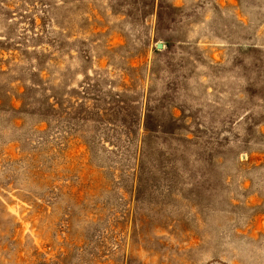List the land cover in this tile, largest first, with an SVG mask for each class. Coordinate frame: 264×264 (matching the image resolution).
<instances>
[{"label":"rangeland","instance_id":"374dc122","mask_svg":"<svg viewBox=\"0 0 264 264\" xmlns=\"http://www.w3.org/2000/svg\"><path fill=\"white\" fill-rule=\"evenodd\" d=\"M0 264H264V0H0Z\"/></svg>","mask_w":264,"mask_h":264},{"label":"water","instance_id":"95a60500","mask_svg":"<svg viewBox=\"0 0 264 264\" xmlns=\"http://www.w3.org/2000/svg\"><path fill=\"white\" fill-rule=\"evenodd\" d=\"M159 46H161V45H159Z\"/></svg>","mask_w":264,"mask_h":264}]
</instances>
